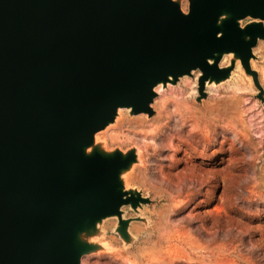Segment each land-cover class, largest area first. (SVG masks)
<instances>
[{
  "label": "water",
  "instance_id": "obj_1",
  "mask_svg": "<svg viewBox=\"0 0 264 264\" xmlns=\"http://www.w3.org/2000/svg\"><path fill=\"white\" fill-rule=\"evenodd\" d=\"M248 15L264 19V0H190L187 15L173 0H0V264H83L102 246L78 235L111 217L130 242L121 209L151 202L119 181L136 154L85 148L119 108L151 115L168 74L199 67L205 99L208 75L231 72L207 64L215 52L239 54L260 88L249 59L264 26L243 30Z\"/></svg>",
  "mask_w": 264,
  "mask_h": 264
},
{
  "label": "rangeland",
  "instance_id": "obj_2",
  "mask_svg": "<svg viewBox=\"0 0 264 264\" xmlns=\"http://www.w3.org/2000/svg\"><path fill=\"white\" fill-rule=\"evenodd\" d=\"M254 54L252 69L264 89V41L256 45ZM226 58L223 66L229 65ZM238 63L243 79L237 77L236 68L229 81L206 89L207 97L201 102L199 72L162 92L171 101L167 102L171 110L177 102L180 112L200 122V130L192 133L196 151L189 168L206 178L204 186L194 183L187 189L177 178L170 187L165 166H175L174 174L181 171L182 150L165 161L143 148L141 139L158 115L161 94L152 118L133 117L123 110L125 119L97 136L107 140L110 148L126 151L138 146L146 166L136 167L128 181L151 202L137 212L130 206L122 210L123 218L132 220L128 231L136 238L134 245L126 247L116 232L119 219L107 218L100 225L105 236L94 240L102 249L84 257L83 264H264V102L253 78ZM187 129L179 135L186 138L191 131ZM155 223L163 238L171 233L174 241L163 244L160 256L149 257L140 252L141 241L150 240ZM170 246L175 247L169 250Z\"/></svg>",
  "mask_w": 264,
  "mask_h": 264
},
{
  "label": "bare ground",
  "instance_id": "obj_3",
  "mask_svg": "<svg viewBox=\"0 0 264 264\" xmlns=\"http://www.w3.org/2000/svg\"><path fill=\"white\" fill-rule=\"evenodd\" d=\"M173 1L179 4L180 9L184 14H186V15L189 14V12H190V0H173ZM186 5H187V8H186ZM232 16H233V13L228 9H222L220 11L219 16H218V20L216 22V25L219 28V33L217 35L218 38L223 36V34H224L223 31H225L224 24L226 21L230 20L232 18ZM236 20L238 21V24L241 26V28L243 30L246 27V24H247L246 22H248V21H251L253 23H261L264 26V19L252 18V16H249V15L247 17L242 18V19L236 18ZM243 37L246 40H247V38H249L248 35L247 36L245 35V33L243 34ZM261 41H264V39L259 38L257 44H259ZM254 49H255V47L252 48V56L249 59V66H250V71L256 73L257 79L259 81L258 73L252 69V65H251L252 61L256 59V56L254 54ZM226 57H229V61H228L229 65L223 66L222 64L225 63V61L227 59ZM206 62L209 66H213V65L217 64L219 70L230 68L231 72H230V75H228L225 79H221V80H215V77H212L211 74L208 75V79L205 81V86H204L205 93H206V89L212 90L213 88H215V86H220V85L226 83L227 81H229L236 68H237V77L242 80L243 79L242 68L239 66L238 62L241 63L246 74L251 76L253 78V81H254V76L251 73L247 72L246 68L244 67V65L242 63V60L240 59L239 54H237V53L225 52V51L221 52V53L215 52L213 55H211L210 57H208L206 59ZM196 72L200 73V77L198 79V94L200 95V93H199L200 78L202 77L203 72L201 71V69L199 67H195V68L191 69L188 74H180L178 76H173L172 74H168L165 80H161L154 87L155 96L149 105V107L152 109L151 115L146 111L134 115V114H132L131 108H119L114 121L112 123H109L105 129L99 131L95 135L93 145L85 148V150H84L85 155L89 156L94 151H99L100 153H107V154H113L114 152L119 151L123 155H126L129 152H135L136 157H137L136 162L130 166L129 170L122 171V173L120 172V175H119V178H120L119 181H121L122 186H124V188L126 190H132V188L129 185V181H128L130 175L135 171L136 167H138L140 165H141V167L146 166V164L142 160V151L138 148V146L132 147L126 151L122 150L120 148H110L107 140L97 139V136L100 133L105 132L109 128L113 127L119 120H120V122H122V120L125 119V118H121V112L123 110L128 111L130 116H133V117L134 116H140V115H147L149 118H152L155 115L153 105H154L156 99L158 98V95L161 94V96H162L161 100L158 102V107H159L158 115L153 122L152 128L149 129L148 131H147V129H145L146 131L144 133V136L141 139V140H143V143H144L143 148H145L147 151L153 152L154 155L164 156L165 161H166V159L170 158L171 153L176 154L177 152H180V150H182V153H184V159H183L184 168L181 171L174 174V167L175 166H173V165L172 166H165V170L168 173L167 178L169 179L170 187L172 185H174L172 183L174 180H177V178H181L185 182L184 185L187 187V189H189V187H191V185L194 183H196L199 187L204 186V184H206L205 183L206 178L204 176L203 177L198 176L195 172H193L189 168L190 167L189 163L191 161V158L193 157V152L196 151V149H195L196 147H194V141L195 140L193 141L194 137H192V133H197L200 130V122L198 119H196L194 117H189L188 115L180 112L179 103H177V102L173 101V108L174 109L171 110L169 108L170 105H168V103H167L170 100L166 101L165 97H164L165 93L164 94L162 93V92H164L165 89H167L168 86H172V87L176 86L182 78H185V77L193 78L194 73H196ZM254 84H255V82H254ZM255 86H256V84H255ZM259 86H260V88L258 86H256V87L260 91V94L261 93L264 94V89L262 88L260 81H259ZM206 97H207V93H206ZM159 98H160V96H159ZM201 101H203V100H201ZM201 101H198V102H201ZM221 113H222V115L226 114L225 111L221 112ZM175 118H177V120H175ZM139 122H142V121H140V119H139ZM137 124L139 125L138 122H137ZM119 126H121V125H119ZM188 127L191 128V131L187 132V135H185L186 138H184L183 135H182L183 137L180 136L179 134L184 133V131H187ZM140 132H141V130H140ZM123 208L121 210H123ZM151 228H152L151 231H153V233L150 237V240H148V242H147V240L141 241L143 244V247L140 248V252L148 255L149 257L158 256L161 253V250L164 246L163 244H165V243L169 244L170 242L173 243V241H174V236L172 237L173 234L169 233L166 235V238H163V235H161L159 232H157V229H158L157 223H155ZM117 229H118V226L116 228V231H117ZM78 236H79V240L82 242L89 241V240L91 241V240H95V239L100 241V239L105 236V231H104V229H100L98 234L95 236L91 235V233L89 231H84V232H82V234H79ZM151 240L154 241V243H151ZM135 242H136V238L133 236L129 243H125V246L126 247L132 246V245H134ZM145 245H147V246H145ZM174 247L175 246H170L169 250H173ZM172 253H173V251H172ZM88 255L89 254H85L83 256V258L88 256ZM83 258H82V260H83Z\"/></svg>",
  "mask_w": 264,
  "mask_h": 264
}]
</instances>
